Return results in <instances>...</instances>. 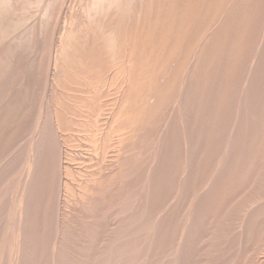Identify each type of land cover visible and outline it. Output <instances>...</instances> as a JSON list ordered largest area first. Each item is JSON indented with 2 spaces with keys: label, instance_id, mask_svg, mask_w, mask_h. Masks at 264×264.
I'll list each match as a JSON object with an SVG mask.
<instances>
[{
  "label": "rangeland",
  "instance_id": "obj_1",
  "mask_svg": "<svg viewBox=\"0 0 264 264\" xmlns=\"http://www.w3.org/2000/svg\"><path fill=\"white\" fill-rule=\"evenodd\" d=\"M121 1L0 0V264H264V0Z\"/></svg>",
  "mask_w": 264,
  "mask_h": 264
},
{
  "label": "bare ground",
  "instance_id": "obj_2",
  "mask_svg": "<svg viewBox=\"0 0 264 264\" xmlns=\"http://www.w3.org/2000/svg\"><path fill=\"white\" fill-rule=\"evenodd\" d=\"M11 1H12V0H11ZM107 1H108V0H107ZM111 1H112V0H111ZM114 1H115V0H114ZM122 1H123V0H122ZM122 1H121V2H122ZM217 1H218V0H217ZM221 1H222V0H221ZM5 2H6V0H5ZM8 2H9V0H8ZM8 2H7V3H8ZM97 2H98V1H97ZM103 2H104V1H103ZM128 2H129V0H128ZM2 3H3V2H2ZM12 3H13V2H12ZM129 3H130V2H129ZM185 3H186V2H185ZM200 3H201V2H200ZM224 3H226V2H224ZM27 4H28V3H27ZM27 4H26V5H27ZM96 4L99 5V3H96ZM100 4H101V3H100ZM104 4H106V6H107V2L104 3ZM108 4H109V3H108ZM130 4H131V3H130ZM196 4H197V2H196ZM8 5H10V4H8ZM13 5H14V4H13ZM26 5H25V6H26ZM62 5H63V4H62ZM94 5H95V4H94ZM94 5H93V6H94ZM224 5H225V4H224ZM14 6H15V5H14ZM74 6H75V5H74ZM96 6H97V5H96ZM96 6H95V7H96ZM118 6H119V5H118ZM213 6H214V5H213ZM0 7H2V6L0 5ZM8 7H9V6H8ZM28 7H29V6H28ZM28 7H27V8H28ZM101 7H102V6H101ZM127 7H128V6H127ZM219 7H220V5H219ZM219 7H218V8H219ZM222 7H223V6H222ZM3 8H4V7H3ZM12 8H14V7H12ZM99 8H100V7H99ZM121 8H122V7H121ZM125 8H126V7H125ZM183 8H184V7H183ZM6 9H7V8H6ZM100 9H101V8H100ZM103 9H104V8H103ZM128 9H129V8H128ZM128 9H127V10H128ZM214 9H215V8H214ZM0 10H1V8H0ZM9 10H10V9H9ZM95 10H96V9H95ZM184 10H185V9H184ZM12 11H13V10H12ZM12 11H11V12H12ZM47 11H48V9H47ZM100 11H102V10H100ZM122 11H123V9H122ZM193 11H194V10H193ZM202 11H203V10H202ZM15 12H16V11H15ZM12 13H13V12H12ZM12 13H11V14H12ZM128 13H129V12H128ZM183 13H184V12H183ZM0 14H1V13H0ZM7 14H8V13H7ZM11 14H10V15H11ZM27 14H28V13H27ZM106 14H107V13H106ZM192 14H193V13H192ZM210 14H211V13H210ZM237 14H238V13H237ZM1 15H2V14H1ZM10 15H9V16H10ZM203 15H205V14H203ZM239 15H240V14H239ZM2 16H3V15H2ZM123 16H124V15H123ZM196 16H197V15H196ZM5 17H6V16H5ZM29 17H30V16H29ZM2 18H3V17H2ZM7 18H8V17H7ZM12 18H13V17H12ZM26 18H27V16H25L24 21H25ZM191 18H192V17H191ZM236 18H237V17H236ZM0 19H1V18H0ZM9 19H10V18H9ZM21 19H23V18H21ZM174 19H175V17H174ZM182 19H184V18H182ZM188 19H189V18H188ZM233 19H234V18H233ZM7 20H8V19H7ZM12 20H14V19H12ZM12 20H11V21H12ZM19 20H20V19H19ZM133 20H134V19H133ZM244 20H245V19H244ZM1 21H2V20H1ZM15 21H16V20H15ZM27 21H28V20H27ZM193 21H194V20H193ZM209 21H210V20H209ZM19 22H20V21H19ZM25 22H26V21H25ZM25 22L23 23L24 25H26ZM0 23H1V22H0ZM10 23H12V22H10ZM15 23H16V22H15ZM120 23H121V22H120ZM133 23H134V22H133ZM239 23H240V22H239ZM21 24H22V23H20V25H21ZM23 24H22V25H23ZM74 24H75V22H74ZM1 25H2V24H1ZM1 25H0V28H1ZM20 25H19V26H20ZM172 25H173V24H172ZM199 25H200V24H199ZM6 26H7V25H6ZM19 26H18V27H19ZM147 26H148V25H147ZM188 26H189V25H188ZM195 26H196V25H195ZM9 27H10V24H9ZM13 27H14V26H13ZM43 27H44V26H43ZM48 27H49V26H48ZM144 27H145V26H144ZM172 27H173V26H172ZM202 27H203V26H202ZM234 27H235V26H234ZM2 28H3V27H2ZM2 28H1L0 30H2ZM16 28H17V27H16ZM199 28H200V27H199ZM231 28H232V27H231ZM3 29H4V28H3ZM10 29H11V27H10ZM172 29H173V28H172ZM197 29H198V28H197ZM20 30H21V29H20ZM31 30H32V29H31ZM244 30H245V29H244ZM3 31H4V30H3ZM12 31H14V30H12ZM190 31H191V30H190ZM6 32H7V31H6ZM115 32H116V30H115ZM3 33H4V32H2V37H3ZM8 33H9V32H8ZM11 33H13V32H11ZM29 33H30V32H29ZM111 33H114V32L111 31ZM130 33H131V32H130ZM187 33H188V32H187ZM63 34H64V33H63ZM92 35H93V34H92ZM182 35H183V34H182ZM243 35H244V34H243ZM0 36H1V35H0ZM7 36H9V35H7ZM27 36H28V35H27ZM31 36H32V35H31ZM97 36H98V35H97ZM179 36H180V35H179ZM225 36H226V35H225ZM237 36H238V35H237ZM5 37H6V36H5ZM21 37H22V36H21ZM28 37H30V36H28ZM110 37H111V41L114 42L115 34H111ZM182 37H183V36H182ZM3 38H4V37H3ZM9 38H10V37H9ZM229 38H230V37H229ZM231 38H232V37H231ZM30 39H31V38H30ZM79 39H80V38H79ZM181 39H182V38H181ZM179 40H180V39H179ZM179 40H178V41H179ZM7 41H8V39H7ZM14 41H15V40H14ZM23 41H24V40H23ZM43 41H44V40H43ZM67 41H68V40H67ZM144 41H145V40H144ZM0 43H1V42H0ZM72 44H73V42H72ZM8 45H9V43H8ZM10 45H11V44H10ZM97 45H98V43H97ZM12 46H13V45H12ZM243 46H244V45H243ZM29 47H30V46H29ZM117 47H118V46H117ZM142 47H144V46H142ZM209 47H210V46H209ZM228 47H229V46H228ZM110 48H112V47H110ZM178 48H179V47H178ZM0 49H1V48H0ZM155 50H156V49H155ZM9 51H10V50H9ZM13 51H15V50H13ZM107 51H108V50H107ZM5 52H6V51H5ZM5 52H4V53H5ZM7 52H8V51H7ZM15 52H16V51H15ZM158 52H159V51H158ZM206 52H207V51H206ZM41 53H42V52H41ZM54 53H55V52H54ZM68 53H70V52H68ZM180 53H181V52H180ZM8 54H9V52H8ZM16 54H17V52H16ZM224 54H225V53H224ZM11 55H12V54H11ZM227 55H228V54H227ZM5 56H7V55H5ZM233 56H234V55H233ZM9 57L11 58V56H9ZM100 57H101V56H100ZM161 57H162V56H161ZM203 58H204V57H203ZM5 59H6V58H5ZM12 60H13V59H12ZM162 60H163V58H162ZM2 61H3V60H2ZM4 61H5V60H4ZM7 61H8V60H7ZM10 62H11V61H10ZM235 63H236V62H235ZM3 64H4V63H3ZM3 64H2V65H3ZM5 64H6V63H5ZM8 65H9V64H8ZM71 65H72V64H71ZM75 65H76V64H75ZM113 65H114V64H113ZM85 66H86V65H85ZM1 67H3V66H1ZM54 68H55V67H54ZM78 68H79V67H78ZM215 68H216V67H215ZM5 69H6V68H5ZM159 69H160V68H159ZM0 70H1V69H0ZM208 70H209V69H208ZM4 71H5V70H4ZM55 71H56V70H55ZM1 72H2V71H1ZM85 72H86V71H85ZM91 73H92V72H91ZM101 73H102V72H101ZM3 74H4V73H3ZM210 74H211V73H210ZM122 75H123V74H122ZM4 77H5V76H4ZM63 77H64V76H63ZM113 77H114V76H113ZM21 78H22V77H21ZM73 78H74V77H73ZM212 78H213V77H212ZM26 79H27V78H26ZM81 79H82V78H81ZM81 79H79V80H81ZM115 80H116V79H115ZM250 80H251V78H250ZM88 82H89V81H88ZM140 83H141V82H140ZM79 84H80V83H79ZM87 84H88V83H87ZM92 85H94V84H92ZM113 85H114V84H113ZM95 86H96V85H95ZM248 86H249V85H248ZM89 87H90V86H89ZM44 89H45V88H44ZM260 91H261V90H260ZM92 95H93V94H92ZM133 95H134V94H133ZM101 96H102V94H101ZM139 96H140V95H139ZM218 96H219V95H218ZM76 97H77V96H76ZM216 97H217V96H216ZM102 98H103V97H102ZM253 99H254V98H253ZM85 101H86V100H85ZM85 101H84V102H85ZM196 101H197V99H196ZM198 101H199V100H198ZM216 101H217V100H216ZM219 101H220V100H219ZM54 102H55V101H54ZM33 103H34V102H33ZM222 103H223V102H222ZM260 103H261V102H260ZM63 105H64V104H63ZM214 105H215V104H214ZM235 105H236V104H235ZM34 106H35V105H34ZM131 106H132V105H131ZM177 106H178V105H177ZM60 107H61V106H60ZM251 107H252V106H251ZM67 108H68V107H67ZM64 109H65V108H64ZM65 110H66V109H65ZM67 110H69V109H67ZM67 110H66V111H67ZM209 112H210V111H209ZM223 113H224V112H223ZM199 114H200V113H199ZM215 114H216V113H215ZM259 114H260V113H259ZM72 115H73V114H72ZM74 115H75V114H74ZM250 115H251V114H250ZM17 116H18V115H17ZM208 116H209V115H208ZM1 118H2V117H1ZM19 118H20V117H19ZM252 118H253V117H252ZM194 119H195V118H194ZM109 121H110V120H109ZM195 121H196V120H195ZM12 122H13V121H12ZM4 123H5V122H4ZM66 123H67V122H66ZM58 125H60V123H59ZM203 126H204V125H203ZM241 127H242V126H241ZM206 128H207V127H206ZM35 129H36V128H35ZM56 129H58V128H56ZM62 129H63V128H62ZM77 129H78V128H77ZM32 130H33V129H32ZM209 130H210V129H209ZM13 131H14V130H13ZM199 131H200V130H199ZM15 132H16V131H15ZM209 132H210V131H209ZM37 133H39V132H37ZM173 133H174V132H173ZM189 133H190V132H189ZM34 134H35V133H34ZM174 134H175V133H174ZM11 135H12V134H11ZM100 135H101V134H100ZM1 136H2V135H1ZM37 136H38V135H37ZM37 136H36V137H37ZM39 136H40V134H39ZM39 136H38V138H39ZM188 136H189V134H188ZM194 136H195V135H194ZM11 137H12V136H11ZM27 137H28V136H27ZM196 137H197V136H196ZM34 138H35V137H34ZM98 138H99V137H98ZM0 139H1V138H0ZM40 139H41V138H40ZM238 139H239V138H238ZM33 140H34V139H33ZM41 140H42V139H41ZM43 140H44V139H43ZM31 141H32V140H31ZM35 141H36V140H35ZM38 141H39L38 143H39L40 145L43 143V142L40 143V140H38ZM161 142H163V141H161ZM188 142H189V141H188ZM192 142H193V141H192ZM237 142H238V141H237ZM30 143H31V142H30ZM30 143H29V144H30ZM32 143H34V141H33ZM35 143H37V141H36ZM35 143H34V144H35ZM196 143H197V142H196ZM202 143H203V142H202ZM39 144H38V146H39ZM189 144H190V143H189ZM36 145H37V144H36ZM42 145H43V144H42ZM110 145H111V144H110ZM203 145H204V144H203ZM45 146H46V145H45ZM99 146H100V145H99ZM232 146H233V145H232ZM36 147H37V146H36ZM40 147H41V146H40ZM40 147H38V148H39V151H40ZM43 147H44V146H43ZM2 148H3V147H2ZM14 148H15V147H14ZM23 148H24V147H23ZM28 148H29V146H28ZM34 148H35V146H34ZM15 149H16V148H15ZM18 149H20V148L18 147ZM32 149H33V147H32ZM12 150H14V149H12ZM21 150H22V149H21ZM140 150H141V149H140ZM148 150H149V149H148ZM189 150H190V149H189ZM255 150H256V149H255ZM2 151H3V150H2ZM33 151H36V152H37L36 148H35V150L33 149ZM45 151H46V150H45ZM76 151H77V150H76ZM252 151H253V150H252ZM10 152H11V151H10ZM15 152H16V151H15ZM17 152H18V151H17ZM17 152H16V153H17ZM19 152H20V151H19ZM41 152H42V150H41ZM93 152H94V151H93ZM170 152H171V151H170ZM37 153H38V152H37ZM37 153H34V154H37ZM258 153H259V152H258ZM8 154H9V152H8ZM10 154H11V153H10ZM12 154H13V153H12ZM12 154H11V155H12ZM19 154H20V153H18L17 155H19ZM40 154H41V156H42L43 153H40ZM105 154H106V153H105ZM196 154H197V153H196ZM223 154H224V153H223ZM11 155H10V156H11ZM14 155H16V154H14ZM253 155H254V154H253ZM19 156H20V155H19ZM38 156H39V155H38ZM223 156H224V155H223ZM247 156H248V155H247ZM254 156H255V155H254ZM8 157H9V155H8ZM13 157H14V156H13ZM13 157H12V158H13ZM17 157H18V156H17ZM99 157H100V156H99ZM169 157H170V156H169ZM211 157H212V156H211ZM44 158H45V157H44ZM214 158H215V157H214ZM15 159H16V158H14V160H15ZM37 159H38V158H37ZM237 159H238V158H237ZM3 160H4V159H3ZM6 160H7V159H6ZM16 160H17V159H16ZM21 160H23V158H21ZM24 160H25V159H24ZM27 160H28V159H27ZM38 160H40V159H38ZM55 160H56V159H55ZM221 160H222V159H221ZM10 161H12V159H11ZM10 161H9V162H10ZM17 161H19V159H18ZM25 161H26V160H25ZM30 161H31V162H30ZM35 161H36V160H35ZM179 161H180V160H179ZM5 162H6V161H5ZM5 162H4V163H5ZM33 162H34V156L32 155V156H30V159L28 160L29 170L33 167ZM37 162H38V161H37ZM261 162H262V161H261ZM20 163H21V162H20ZM24 163H25V165H26V162H24ZM34 163H35V162H34ZM63 163H64V162H63ZM21 165H22V164H21ZM176 165H177V164H176ZM23 166H24V165H23ZM34 166H35V164H34ZM36 166H38V165H36ZM90 166H91V165H90ZM18 167H19V166H18ZM175 167H176V166H175ZM256 167H257V166H256ZM20 168H21V167H20ZM39 168H40V167H39ZM54 168H55V167H54ZM188 168H189V167H188ZM7 169H8V168H7ZM16 169H18L17 166H16ZM16 169H15V170L12 169V170H13V171H16ZM35 169H36V167H35ZM239 169H240V168H239ZM22 170H24V169H22ZM37 170H40V169H37ZM126 170H127V169H126ZM174 170H175V169H174ZM17 171H18V170H17ZM19 171H20V170H19ZM3 172H4V171H3ZM21 172H22V171H21ZM21 172H20V173H21ZM29 172H30V171H29ZM33 172H34V171H33ZM86 172H87V171H86ZM242 172H243V171H242ZM30 173H31V172H30ZM58 173H59V172H58ZM9 174H10V173H9ZM21 174H22V173H21ZM228 174H229V173H228ZM6 175H7V174H6ZM234 175H235V174H234ZM2 176H3V174H2ZM7 176H8V175H7ZM15 176H16V174H15ZM37 176H38V175H37ZM37 176H36V177H37ZM39 176H40V175H39ZM39 176H38V177H39ZM58 176H59V175H58ZM168 176H169V175H168ZM8 177H9V176H8ZM22 177H23V176H22ZM25 177H27V176L25 175ZM38 177H37V178H38ZM60 177H61V176H60ZM3 178H4V176H3ZM12 178H13V176H12ZM18 178H19V177H18ZM27 178H28V177H27ZM196 178H197V177H196ZM5 179H6V178H5ZM10 179H11V178H10ZM31 179H32V178H31ZM35 179H36V178H35ZM167 179H168V178H167ZM20 180H21V179H20ZM33 180H34V178H33ZM38 180H39V179H38ZM40 180H41V179H40ZM85 180H86V179H85ZM168 180H169V179H168ZM5 181H6V180H5ZM8 181H9V178H8ZM12 181H13V180H12ZM28 181H29V180H28ZM36 181H37V179H36ZM36 181L34 180V183H35ZM258 181H259V180H258ZM3 182H4V181H3ZM16 182H17V181H16ZM18 182H19V181H18ZM25 182H26V181H25ZM0 183H1V182H0ZM4 183H5V182H4ZM28 183H29V182H28ZM34 183H33V185H34ZM1 184H2V183H1ZM18 184H19V183H18ZM78 184H79V183H78ZM195 184H196V183H195ZM256 184H257V183H256ZM35 185H36V184H35ZM82 185H83V184H82ZM82 185H81V186H82ZM19 186H20V185H19ZM19 186H18V187H19ZM0 187H2V185H0ZM3 187H4V185H3ZM15 187H16V186H15ZM18 187H17V188H18ZM21 187H22V186H21ZM32 187H33V186H32ZM32 187H30V188H32ZM35 187H36V186L33 187L34 190H35ZM9 188H12V187H9ZM25 188H26V187H25ZM59 188H60V187H59ZM91 188H92V187H91ZM148 188H149V187H148ZM13 189H14V188H13ZM15 189H16V188H15ZM22 189H24V188H22ZM82 189H83V188H82ZM135 189H136V188H135ZM212 189H213V188H212ZM249 189H250V188H249ZM1 190H2V189H1ZM18 190H19V188H18ZM37 190H38V189H37ZM40 190H41V189H40ZM137 190H138V189H137ZM244 190H245V189H244ZM8 191H9V190H8ZM13 191H15V190H13ZM32 191H33V190H32ZM60 191H61V190H60ZM97 191H98V190H97ZM4 192H5V191H4ZM22 192H24V191L22 190ZM139 192H140V189H139ZM98 193H99V192H98ZM135 193H136V192H135ZM138 194H139V193H138ZM124 195H125V194H124ZM198 195H199V194H198ZM12 196H13V195H12ZM15 196H16V194H15ZM137 196H138V195H137ZM224 196H225V195H224ZM2 197H3V196H2ZM218 197H219V196H218ZM258 197H259V196H258ZM12 198H13V197H12ZM25 198L27 199L28 197L25 196V193H22V195H20V199H19V202H18V208H19V204H20V208L18 209L19 212L17 211L18 214L16 213V215H17L18 218H20V221H21V219L24 220V218L22 217V216L25 214L24 208L28 205V202H30V201H28V202L26 201V202H27V203H26L27 205L24 206V208H23V203H25V202H24ZM233 198H234V197H233ZM3 199H4V197H3ZM15 199H17V198H15ZM36 199H37V198H36ZM240 199H241V198H240ZM28 200H29V199H28ZM250 200H251V199H250ZM252 200H253V199H252ZM8 201H9V200H8ZM70 201H71V200H70ZM259 201H260V200H259ZM9 202H10V201H9ZM15 202H16V201H15ZM31 202H32V200H31ZM116 202H117V201H116ZM235 202H237V201H235ZM78 203H79V202H78ZM5 204H6V203H5ZM5 204H4V205H5ZM182 204H183V203H182ZM210 204H211V203H210ZM231 204H232V203H231ZM0 205H1V204H0ZM6 205H7V204H6ZM6 205H5V206H6ZM32 205H33V204H32ZM229 205H230V204H229ZM1 206H2V205H1ZM8 206H9V205H8ZM28 206H29V205H28ZM73 206H74V205H73ZM75 206H76V204H75ZM94 206H95V205H94ZM183 206H184V205H183ZM257 206H258V205H257ZM263 206H264V205H263ZM9 207H11V206H9ZM9 207H8V208H9ZM92 207H93V205H92ZM2 208H3V206H2ZM2 208H1V209H2ZM79 208H80V207H79ZM10 209H11V208H10ZM32 209H33V208H32ZM59 209H60V208H59ZM66 209H67V208H66ZM66 209H65V210H66ZM76 209H77V208H76ZM76 209H75V211H76ZM119 209H120V208H119ZM119 209H118V210H119ZM260 209H261V208H260ZM221 210H222V209H221ZM3 211H4V210H3ZM9 211H10V210H9ZM71 211H72V210H71ZM14 212H16V211H14ZM58 212H59V211H58ZM61 212H62V211H61ZM92 212H93V211H92ZM226 212H228V211H226ZM261 212H262V211H261ZM1 213L4 214L3 212H1ZM6 213H7V212H6ZM34 213H35V212H34ZM62 213H63V212H62ZM179 213H180V212H179ZM187 213H188V212H187ZM235 213H236V212H235ZM64 214H65V213H64ZM115 214H116V213H115ZM189 214H190V212H189ZM2 216H3V215H2ZM4 216H5V215H4ZM119 216H120V214H119ZM185 216H186V215H185ZM5 217H6V216H5ZM5 217H4V218H5ZM8 217H9V216H8ZM17 217H16V218H17ZM64 217H65V216H64ZM66 217H67V216H66ZM124 217H125V214H124ZM186 217H187V216H186ZM192 217H193V216H192ZM256 217H257V216H256ZM2 218H3V217H2ZM16 218H15V219H16ZM33 218H34V217H33ZM190 218H191V217H190ZM13 219H14V218H13ZM67 219H68V217L66 218V220H67ZM116 219H117V218H116ZM121 219H122V218H121ZM132 219H134V218H132ZM132 219H131V220H132ZM211 219H213V218H211ZM17 220H18V219H17ZM17 220H16V221H17ZM23 220H22V221H23ZM25 220H26V219H25ZM31 220H32V219H31ZM64 220H65V219H64ZM126 220H127V219H126ZM189 220H190V219H189ZM192 220H193V218H192ZM4 221H5V220H4ZM8 221H9V219H8ZM20 221H19V223H20ZM113 221H114V220H113ZM123 221H124V219H123ZM127 221H128V220H127ZM176 221H177V220H176ZM2 222H3V220H2ZM12 222H13V221H12ZM118 222H119V220H118ZM121 222H122V221H121ZM131 222H132V221H131ZM19 223H18V224H19ZM24 223H26V221H25ZM24 223H23V227L25 226ZM83 223H84V222H83ZM83 223H82V224H83ZM132 223L134 224L135 222H132ZM193 223H194V222H193ZM193 223H192V224H193ZM3 224H4V223H3ZM3 224H2L1 226H3ZM6 224H7V223H6ZM8 224H9V222H8ZM16 224H17V223H16ZM118 224H121V223H118ZM124 224H125V222H124ZM126 224H127V223H126ZM135 224H136V223H135ZM135 224H134V225L131 224L130 227L132 228V226H133V228H134V227H135ZM203 224H204V223H203ZM26 225H27V223H26ZM77 225H79V224H77ZM84 225H85V224H84ZM89 225H90V224H89ZM94 225H95V224H94ZM109 225H110V224H109ZM122 225H123V223H122ZM127 225H128V224H127ZM136 225H139V226H140V224H136ZM1 226H0V228H1ZM5 226H6V225H5ZM16 226H17V225H16ZM21 226H22V225H21ZM87 226H88V225H87ZM87 226H86V228H88ZM90 226H91V225H90ZM139 226H138V229L140 228ZM190 226H191V225H190ZM57 227H58V226H57ZM61 227H62V226H61ZM61 227H60V228H61ZM110 227H111V226H110ZM114 227H115V226H114ZM117 227H118V226H117ZM130 227H129V228H130ZM7 228H8V227H7ZM26 228H27V227H26ZM70 228H71V227H70ZM76 228H77V227H76ZM92 228H93V227H92ZM95 228H96V227H95ZM119 228H120V227H118L117 229L119 230ZM123 228H124V226H123ZM179 228H180V227H179ZM179 228H178V229H179ZM230 228H231V227H230ZM22 229H23V228H22ZM44 229H45V228H44ZM53 229H54V228H53ZM78 229H79V227H78ZM90 229H91V228H90ZM114 229L116 230V228H114ZM138 229L136 228L137 231H138ZM185 229H186V228H185ZM198 229H199V228H198ZM248 229H249V228H248ZM74 230H75V229H74ZM79 230H80V229H79ZM118 230H117V231H118ZM121 230H122V229H121ZM121 230H120V231H121ZM140 230H143V229L140 228ZM152 230H154V229L152 228ZM182 230H183V229H182ZM196 230H197V229H196ZM222 230H223V229H222ZM250 230H251V229H250ZM66 231H67V230H66ZM71 231H72V229H71ZM96 231H98V233H100L99 230H96ZM117 231H116V232H117ZM5 232H6V231H5ZM14 232H15V230H14ZM21 232H22V231L20 230V231H19V234H18V239H17V241H15V242H16L15 245L12 246V248H11V249H12V252H14V253H20L21 249L23 248L22 245H21V241H20V239H21L20 236H21V234H22ZM24 232H25V231H24ZM55 232H56V231H55ZM116 232H113V233L116 234ZM118 232H119V231H118ZM127 232H128V231H127ZM157 232H158V231H157ZM157 232H156V233H157ZM183 232H185V231H183ZM192 232H193V231H192ZM260 232H261V231H260ZM2 233H3V232H2ZM2 233H1V234H2ZM29 233H31V232H29ZM67 233H68V232H67ZM110 233H111V232H110ZM140 233H142V232H140ZM158 233H159V232H158ZM55 234H56V233H55ZM91 234H92V233H91ZM96 234H97V233H96ZM117 234H118V233H117ZM121 234H122V233H121ZM121 234H118V235H121ZM187 234H188V232H187ZM197 234H198V233H197ZM204 234H205V233H204ZM22 235H23V234H22ZM24 235H25V233H24ZM29 235H30V234H29ZM29 235H28V236H29ZM31 235H32V234H31ZM62 235H64V234H62ZM86 235H87V234H86ZM92 235L94 236V234H92ZM125 235L127 236L128 234H125ZM194 235H195V234H194ZM2 236H3V235H2ZM57 236H58V235H57ZM88 236H89V234H88ZM100 236H101V235L99 234V237H100ZM128 236H129V235H128ZM128 236H127V237H128ZM131 236H132V235H131ZM141 236H144V235H141ZM186 236H187V235H186ZM221 236H223V235H221ZM225 236H226V235H225ZM22 237H23V236H22ZM94 237H95V236H94ZM96 237H97V236H96ZM120 237H122V235H121ZM124 237H125V236H124ZM182 237H183V236H182ZM204 237H205V236H204ZM3 238H4V237H3ZM23 238H24V237H23ZM25 238H27L26 235H25ZM30 238H31V236H30ZM32 238H33V236H32ZM75 238H76V237H75ZM90 238H91V237H90ZM108 238H109V237H108ZM133 238H135V237H133ZM180 238H181V236H180ZM206 238H207V237H206ZM6 239H7V238H6ZM73 239H74V238H73ZM85 239H86V238H85ZM111 239H113L112 236H111ZM115 239H116V238H115ZM118 239H120V238H118ZM1 240H2V239H1ZM12 240H13V239H12ZM32 240H34V239H31V241H32ZM75 240H76V239H75ZM94 240L97 241L96 238H94ZM94 240H92L91 243H93ZM113 240H114V239H113ZM116 240H117V239H116ZM125 240H126V239H125ZM128 240H130V239H128ZM174 240H175V239H174ZM31 241H29V243H30ZM82 241H83V240H82ZM90 241H91V240H90ZM98 241H99V240H98ZM98 241H97V242H98ZM117 241H118V240H117ZM121 241H122V240H121ZM144 241H145V240H144ZM88 242H89V240H88ZM100 242H101V241H99L98 244H100ZM102 242H103V241H102ZM109 242H110V241H109ZM111 242H112V241H111ZM114 242H115V241H114ZM114 242H113V243H114ZM127 242H128V241H127ZM180 242H181V241H180ZM204 242H205V241H204ZM1 243H3V247L1 246L0 248H4V250H5V249H6L5 247H7V246H5L4 242H1ZM76 243H77V242H76ZM84 243H86V242H84ZM89 243H90V242H89ZM89 243H88V244H89ZM94 243H96V242H94ZM119 243H120V242H119ZM134 243H135V242H134ZM188 243H189V242H188ZM188 243H187V244H188ZM27 244H28V243L26 242V245H27ZM62 244H63V243H62ZM64 244H65V242H64ZM64 244H63V245H64ZM71 244H72V243H71ZM98 244H97V246H98ZM103 244H106V243L104 242ZM111 244H112V243H111ZM122 244H123V243H122ZM147 244H148V243H147ZM184 244H185V243H184ZM200 244H201V243H200ZM60 245H61V242H60ZM73 245H74V244H73ZM79 245H80V244H79ZM89 245H91V244H89ZM94 245H95V244H94ZM101 245H102V244H101ZM116 245H117V246H116V248H117V247H118V244H116ZM119 245H121V244H119ZM142 245H143V244H142ZM142 245H141V246H142ZM4 246H5V247H4ZM9 246H10V245H9ZM23 246H24V244H23ZM29 246H32V245H31V244L28 245V247H27L28 249H30ZM56 246H57V245H56ZM56 246H53V247L55 248V249H54L55 252H56L57 249H58V247H56ZM65 246H66V245L61 246V247H64V248H65ZM67 246H68V245H67ZM82 246H83V244H82ZM84 246H85V244H84ZM91 246H92V245H91ZM97 246H96V247H97ZM102 246L104 247L105 245H102ZM114 246H115V245H114ZM136 246H137V245H136ZM205 246H206V245H205ZM208 246H209V245H208ZM32 247L35 248V246H32ZM36 247H37V246H36ZM61 247H60V249L62 250V251H61V254H62V253H64V252H63V248H61ZM74 247H75V246H74ZM80 247H81V246H80ZM88 247H89V246H88ZM96 247H95V248H96ZM122 247H123V248H126V247H127V249H128V246H126V247H125V246H122ZM142 247H144V246H142ZM151 247H152V246H151ZM151 247H150V248H151ZM25 248H26V247H25ZM34 248H32V250H33ZM86 248H87V247H85V248H83V249L87 250ZM97 248L99 249V246H98ZM107 248H108V246H107ZM112 248H113V247L111 246V249H112ZM123 248H121V249H123ZM153 248H154V247H153ZM202 248H203V247H202ZM202 248H201V249H202ZM52 249H53V248H52ZM73 249H74V248H73ZM75 249H76V248H75ZM90 249H92V251H93V247L90 248ZM90 249H88V250H90ZM98 249H97V250H98ZM121 249H119L118 251H120ZM133 249H135V248H133ZM133 249H132V250H133ZM146 249H147V248H146ZM6 250H7V249H6ZM22 250H23V249H22ZM25 250H26V249H25ZM30 250H31V249H30ZM30 250H29V251H30ZM32 250H31L30 252H32ZM54 250H51V253H52V251L54 252ZM65 250H66V249H65ZM104 250H106V248H105ZM104 250H103V251H104ZM108 250H109V249H108ZM108 250H106V251H108ZM203 250H204V249H203ZM58 251H59V257H60V250L58 249ZM79 251H81V250H79ZM94 251H96V250L94 249ZM113 251H114V250H113ZM129 251H130V250H129ZM135 251H136V250H135ZM148 251H149V250H148ZM196 251H197V250H196ZM196 251H195V252H196ZM201 251H202V250H201ZM201 251H200V252H201ZM2 252H3V251H2ZM5 252H6V251H5ZM84 252H85V251H84ZM87 252H88V251H87ZM96 252H97V251H96ZM99 252H100V250H99ZM120 252H121V251H120ZM120 252H119V254H120ZM126 252H127V251H126ZM151 252H152V249H151ZM191 252H193V251H191ZM8 253H9V252H8ZM21 253H22V252H21ZM21 253H20V254H21ZM23 253H24V252H23ZM26 253H27V252H25V254H26ZM32 253H33V252H32ZM49 253H50V252H49ZM67 253H68V252H67ZM67 253H65V254H67ZM103 253H105V252H103ZM111 253H112V252H111ZM124 253H125V250H124ZM202 253H203V251H202ZM206 253H207V251H206ZM25 254H24V255H25ZM27 254H28V256H29V255H32V254H29V252H28ZM34 254H35V253H34ZM36 254H37V253H36ZM36 254H35V255H36ZM53 254H54V253H53ZM53 254H52V255H53ZM57 254H58V253H57ZM77 254H78V253H77ZM81 254H82V253H81ZM85 254H86V253H85ZM88 254H89V253H88ZM88 254H87V256H88ZM101 254H102V253H101ZM115 254H116V253H115ZM117 254H118V253H117ZM117 254H116V257H115V258H117V257L119 256V254H118V255H117ZM121 254H123V252H121ZM121 254H120V256H122V257L125 258L126 255L123 256V255H121ZM126 254H127V253H126ZM129 254H130V253H129ZM139 254H141V253H139ZM3 255H4V254H3ZM5 255H7V254L5 253ZM24 255H22V256H24ZM37 255H38V254H37ZM55 255H56V254H55ZM67 255H68V254H67ZM67 255H66V257H68ZM70 255H71V254H70ZM94 255H95V254H93V256H94ZM103 255H104V254H103ZM109 255H110V254H109ZM130 255H131V254H130ZM247 255H248V254H247ZM28 256L25 255V258L28 257ZM61 256H63V255H61ZM96 256H97V253H96ZM106 256H107V255H106ZM113 256H114V255H112V257H113ZM120 256H119V257H120ZM128 256H129V255H127V257H128ZM132 256H133V254H132ZM7 257H8V256H7ZM50 257H51V256H50ZM50 257H49V258H50ZM66 257H65V258H66ZM97 257H99V255H98ZM109 257H110V256H109ZM112 257H111V258H112ZM119 257H118V258H119ZM133 257H134V256H133ZM133 257H132V258H133ZM135 257H136V256H135ZM141 257H144V256H141ZM145 257H146V256H145ZM22 258H23V257H22ZM30 258H31V256H30ZM35 258H36V257H35ZM51 258H52V257H51ZM54 258H55V257H54ZM65 258H64V260H65ZM69 258H70V257H69ZM72 258H73L72 261H69V259H68V261H69L70 264H83V262H85L84 259H83V258H84L83 255H80V253H79L78 256H76V257H72ZM85 258H86V257H85ZM87 258H88V257H87ZM90 258H91V257H90ZM102 258H103V256H102ZM107 258H108V257H107ZM113 258H114V257H113ZM115 258H114V259H115ZM136 258H137V257H136ZM4 259H5V258H4ZM9 259H10V258H9ZM12 259H15V258H12ZM12 259H11V261H12ZM19 259H21V258H19ZM32 259H34V258L32 257ZM59 259H60V261L63 260L62 257H61V258H57L56 264H59V263H60V264H65V263H67V261H65V262L62 261V262H64V263H62V262L59 261ZM105 259H106V258H105ZM108 259H110V258H108ZM108 259H107V260H108ZM120 259H122V258H120ZM129 259H130V262H131V261H132V260H131V256H130ZM129 259H128V260H129ZM134 259H135V258H134ZM140 259H142V258H140ZM146 259H147V258H146ZM2 260H3V259H2ZM2 260H1V261H2ZM6 260H7V259H6ZM36 260H37V259H36ZM49 260H50V259H49ZM103 260H104V259H103ZM103 260H102V261H103ZM117 260H118V259H117ZM124 260H125V259H124ZM124 260H123V261H122V260H119V261L124 262L123 264H125V261H126V263L129 262L128 260H125V261H124ZM137 260H138V259H137ZM137 260L135 259V264H138V263H136ZM144 260H145V259H144ZM150 260H152V259H150ZM159 260H160V259H159ZM182 260H183V259H182ZM199 260H200V259H199ZM199 260H198V261H199ZM28 261H30V260H28ZM58 261H59V262H58ZM90 261H91V259H90ZM97 261H98V260H96V262H97ZM102 261H101V262H102ZM112 261H113V259H112ZM133 261H134V260H133ZM142 261H143V260H142ZM25 262H26V260H25ZM31 262H32V260H31ZM34 262H35V260H34ZM49 262H50V261H49ZM93 262H94V261H93ZM105 262H106V261H105ZM107 262L109 263V261H107ZM115 262H116V261L114 260V263H115ZM117 262H118V261H117ZM137 262H138V261H137ZM147 262H148V261H147ZM156 262H157V261H156ZM225 262H226V261H225ZM0 263H1V262H0ZM14 263H15V262H14ZM14 263H13V264H14ZM20 263H21V262H19V264H20ZM23 263H24V261H23ZM23 263H21V264H23ZM26 263H27V262H26ZM54 263H55V262H54ZM112 263H113V262H112ZM114 263H113V264H114ZM118 263L120 264V262H118ZM118 263H117V264H118ZM131 263L134 264L133 262H131ZM196 263H197V262H196ZM7 264H8V263H7ZM11 264H12V263H11ZM17 264H18V262H17ZM29 264H31V263L29 262ZM32 264H33V263H32ZM67 264H68V263H67ZM90 264H91V263H90ZM92 264H93V263H92ZM97 264H98V263H97ZM110 264H111V263H110ZM139 264H140V262H139ZM179 264H180V263H179ZM220 264H222V263H220Z\"/></svg>",
  "mask_w": 264,
  "mask_h": 264
}]
</instances>
